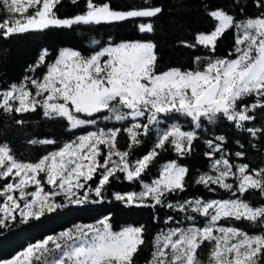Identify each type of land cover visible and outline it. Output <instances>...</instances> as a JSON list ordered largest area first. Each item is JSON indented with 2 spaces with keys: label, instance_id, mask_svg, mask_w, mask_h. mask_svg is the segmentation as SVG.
I'll use <instances>...</instances> for the list:
<instances>
[{
  "label": "snow or ice",
  "instance_id": "snow-or-ice-1",
  "mask_svg": "<svg viewBox=\"0 0 264 264\" xmlns=\"http://www.w3.org/2000/svg\"><path fill=\"white\" fill-rule=\"evenodd\" d=\"M63 3L0 0V40L125 23L144 38L109 34L93 39L92 49L42 47L19 82L0 86V115L12 126L40 113L68 137L28 138L46 146L32 159L0 131V235L71 206L109 202L146 210L148 220L119 230L111 213L75 223L0 264H137L146 250L144 264H205L204 248L206 264H264V166L245 162L248 146H264V0H251L255 15L242 0H200L211 27L180 41L193 53L189 65L166 68L150 38L162 3L118 9L110 0H83L81 11L61 16ZM229 32L233 45L221 56ZM196 154L206 170L186 162ZM122 181L139 190L114 191ZM197 187L210 195H188Z\"/></svg>",
  "mask_w": 264,
  "mask_h": 264
},
{
  "label": "trees",
  "instance_id": "trees-1",
  "mask_svg": "<svg viewBox=\"0 0 264 264\" xmlns=\"http://www.w3.org/2000/svg\"><path fill=\"white\" fill-rule=\"evenodd\" d=\"M113 7L118 9H128L139 7L144 0H110ZM162 3L166 9L165 13L155 22L156 33L153 37L158 44L160 55V66L166 68L169 65L180 66L189 65L192 51L180 46V41H191L194 34L210 29L211 25L200 9V0H155ZM213 4L229 6L232 0H212ZM247 5L248 15H255L257 9L252 6L251 0H242ZM83 9V0L79 6H74L64 0L60 8L59 15L73 16ZM109 34L117 39H138L144 38L136 31L133 24L125 23L117 26H97L89 29L88 26L76 27L75 31L54 30L46 36L43 34H33L28 37H18L11 40H0V86L9 83L19 82L26 73V68L33 63L42 47L50 50L61 47H82L84 49L95 48L92 40H103ZM233 37L229 32L218 46V54L223 56L231 50ZM27 124L23 127L12 126L10 119L0 115V131L3 132L2 139L11 142L14 149L21 157L35 159L44 154L46 146H33L27 143L28 138H43L55 136L60 139H67L64 128L59 121H47L41 118L40 113L28 114L24 117ZM219 131L228 132L233 138H241L234 131H229L227 127H221ZM242 139V138H241ZM242 142L244 140L242 139ZM203 151V145L198 150ZM247 158L245 162L253 167L264 166V146L252 149L247 147ZM193 169L206 170L208 161L202 155L196 154L186 161ZM114 191L139 190L135 185L122 181L113 185ZM209 196L202 188L190 189L188 195ZM224 198L226 194L221 193ZM111 198H109L110 200ZM255 202V197H253ZM111 213L112 223L115 230L125 224L147 222L148 212L146 210H128L116 203H105L102 205L71 206L60 210L58 213L49 214L42 217L40 221L30 222L24 225H14L13 229L0 235V259H8L16 252L24 248L28 243L44 238L48 234L56 233L75 223H92L97 219ZM240 227L250 233H258L259 228L248 224H241ZM149 257L146 250L138 257L137 264H144Z\"/></svg>",
  "mask_w": 264,
  "mask_h": 264
},
{
  "label": "rangeland",
  "instance_id": "rangeland-1",
  "mask_svg": "<svg viewBox=\"0 0 264 264\" xmlns=\"http://www.w3.org/2000/svg\"><path fill=\"white\" fill-rule=\"evenodd\" d=\"M0 16H2V13H0ZM93 223V222H92ZM27 246V245H26ZM207 252H208V249L207 248H204V249H202V251H201V259H202V261H204L205 262V264H206V261H207ZM17 253V252H16ZM15 253V254H16ZM14 254V255H15ZM13 255V256H14ZM13 256H11V257H13ZM10 257V258H11Z\"/></svg>",
  "mask_w": 264,
  "mask_h": 264
}]
</instances>
